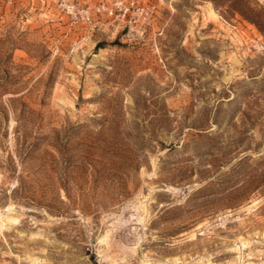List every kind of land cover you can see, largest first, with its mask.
I'll return each instance as SVG.
<instances>
[{
    "label": "rangeland",
    "instance_id": "obj_1",
    "mask_svg": "<svg viewBox=\"0 0 264 264\" xmlns=\"http://www.w3.org/2000/svg\"><path fill=\"white\" fill-rule=\"evenodd\" d=\"M111 1L0 0V264H264V0Z\"/></svg>",
    "mask_w": 264,
    "mask_h": 264
},
{
    "label": "built area",
    "instance_id": "obj_2",
    "mask_svg": "<svg viewBox=\"0 0 264 264\" xmlns=\"http://www.w3.org/2000/svg\"><path fill=\"white\" fill-rule=\"evenodd\" d=\"M65 11L70 25H92L94 16H104L121 26L128 35L141 34L142 28L149 24L152 15L151 8L144 7L140 0H112L109 3H98L92 9H76L68 5Z\"/></svg>",
    "mask_w": 264,
    "mask_h": 264
},
{
    "label": "trees",
    "instance_id": "obj_3",
    "mask_svg": "<svg viewBox=\"0 0 264 264\" xmlns=\"http://www.w3.org/2000/svg\"><path fill=\"white\" fill-rule=\"evenodd\" d=\"M229 8L232 11H236L238 12L242 18H244V20H246L247 22H249L250 24H253L258 30H259V23L261 22L262 18H263V13L260 10L254 11L252 9H250L247 6L243 5L244 10L246 11V15L244 13L241 12V6L238 3H232L230 4ZM262 34L263 31L259 30Z\"/></svg>",
    "mask_w": 264,
    "mask_h": 264
}]
</instances>
